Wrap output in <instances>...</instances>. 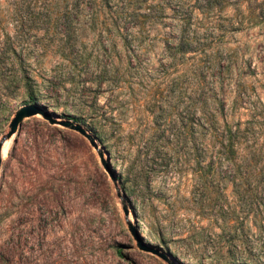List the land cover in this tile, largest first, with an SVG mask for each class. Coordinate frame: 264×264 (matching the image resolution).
<instances>
[{
  "label": "rangeland",
  "instance_id": "374dc122",
  "mask_svg": "<svg viewBox=\"0 0 264 264\" xmlns=\"http://www.w3.org/2000/svg\"><path fill=\"white\" fill-rule=\"evenodd\" d=\"M227 1L193 22L223 62L208 111L245 131L234 155L201 149L199 55L164 43L178 0H146L166 14L127 46L90 4L0 0V92L18 58L34 95H4V132L36 103L101 130L114 177L78 132L23 119L0 158V264H264V0Z\"/></svg>",
  "mask_w": 264,
  "mask_h": 264
},
{
  "label": "trees",
  "instance_id": "16d2710c",
  "mask_svg": "<svg viewBox=\"0 0 264 264\" xmlns=\"http://www.w3.org/2000/svg\"><path fill=\"white\" fill-rule=\"evenodd\" d=\"M74 2L90 4L88 16L92 20H95L96 14L102 10L105 15V21H102L104 31L108 36H118L121 44L126 46L130 42L139 41L147 33L148 25L145 20L149 23L153 21L155 13L166 14L164 6L147 3L146 0H74ZM227 2V0H178L176 6L167 5L173 24L170 26L171 30L165 34L164 43L172 54L182 55L185 52H192L199 55L193 64H190L188 70L190 76L194 78V83L200 88V115L196 126L202 139L201 149L209 150L217 144L221 152L234 155L245 131L239 127L238 122L233 125L226 121L219 123L214 118L213 112L208 111L210 107L207 108L206 101H213L214 86L218 81V75L223 71V62L209 50L210 46L204 45L203 41H206V38L201 40L200 32L194 27L193 22L197 14H208L215 9H222ZM135 17L139 18L138 22L129 25L130 19ZM8 61L10 67L15 66V69H12L14 71L6 74L3 79L4 91L8 92H3L4 94L0 92V135L4 132V125L9 115V107L4 95H8L11 90L21 85L27 98L34 100L33 89L20 59L10 58ZM216 68H218V74H216ZM94 133L96 140L101 142V130L100 132L94 130Z\"/></svg>",
  "mask_w": 264,
  "mask_h": 264
},
{
  "label": "water",
  "instance_id": "95a60500",
  "mask_svg": "<svg viewBox=\"0 0 264 264\" xmlns=\"http://www.w3.org/2000/svg\"><path fill=\"white\" fill-rule=\"evenodd\" d=\"M35 114L41 115L42 118H44L49 124H59L63 127L74 130V131L78 132L80 135H82L88 141V143L96 150L97 155L100 159V162L102 163V165L104 166V168L108 172L110 179L114 180L112 173L109 171L107 164L104 161L103 153H102L101 149L99 148L95 138L89 132H87L78 123H74L72 121L65 120V119L55 118L54 116H52L50 113H48L45 109H43L40 105H38L36 103H28V104L20 105L12 113V115L8 121L6 131L0 136V158H1L2 146H3L4 141L9 139L16 132L17 128L19 127V125L23 119L28 118L30 116H33ZM122 210H123L124 214L127 213L125 206L122 207ZM129 229L132 233L134 232V229L132 228L131 225H129ZM141 248L145 251H150V252L164 258V255L155 249L146 248L144 245H141Z\"/></svg>",
  "mask_w": 264,
  "mask_h": 264
},
{
  "label": "bare ground",
  "instance_id": "6f19581e",
  "mask_svg": "<svg viewBox=\"0 0 264 264\" xmlns=\"http://www.w3.org/2000/svg\"><path fill=\"white\" fill-rule=\"evenodd\" d=\"M5 142V141H4ZM3 146H4V143H3ZM3 146H2V153H3ZM2 153H1V155H2Z\"/></svg>",
  "mask_w": 264,
  "mask_h": 264
}]
</instances>
